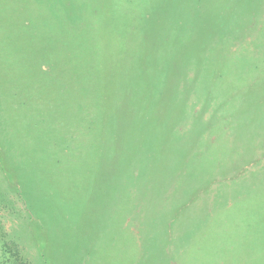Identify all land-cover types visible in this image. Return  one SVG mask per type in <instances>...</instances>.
Instances as JSON below:
<instances>
[{"label":"rangeland","instance_id":"1","mask_svg":"<svg viewBox=\"0 0 264 264\" xmlns=\"http://www.w3.org/2000/svg\"><path fill=\"white\" fill-rule=\"evenodd\" d=\"M21 263L264 264V0H0Z\"/></svg>","mask_w":264,"mask_h":264},{"label":"trees","instance_id":"2","mask_svg":"<svg viewBox=\"0 0 264 264\" xmlns=\"http://www.w3.org/2000/svg\"><path fill=\"white\" fill-rule=\"evenodd\" d=\"M9 252H12V254H13V258H17L18 257V253H17V250L15 249V248H11V247H9L8 249H7ZM18 261V260H17ZM21 264H23V263H21Z\"/></svg>","mask_w":264,"mask_h":264}]
</instances>
